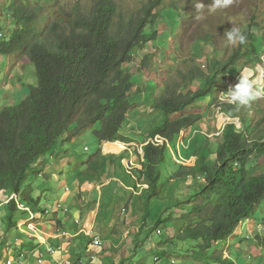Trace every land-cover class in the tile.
<instances>
[{
  "label": "trees",
  "instance_id": "obj_1",
  "mask_svg": "<svg viewBox=\"0 0 264 264\" xmlns=\"http://www.w3.org/2000/svg\"><path fill=\"white\" fill-rule=\"evenodd\" d=\"M52 5L57 11L54 17L48 3L31 0H14L7 12L0 10V55L25 56L38 79L24 100L0 110V192L9 193L8 199L17 195L26 206L20 209L15 198L6 204L7 228L0 250L6 248L10 231L18 230L15 218L21 211L35 214L43 203L40 212L46 215L50 196L45 193L52 194L54 186L46 172L49 159H39L63 154L70 156L71 163L84 162L68 179L77 188V196L69 208L57 207L68 218L75 217L71 211L77 214L76 227L82 223L79 215L85 214L82 184L92 187L87 208L99 214L103 200L98 187H104V178L114 168L123 187L117 203H124L126 210L133 203L140 207V224L128 233L132 239L131 245L126 243L128 253H151L160 260L174 259V264H238L236 249L225 257L220 248L228 247L242 222L254 218L264 204V173L253 167L255 160L264 157V125L256 130L259 122L250 128L244 111L224 104L221 110L227 117L219 122V134L214 133L212 143L199 130L205 117L185 112L203 99L215 98L236 67L263 65L253 26L243 30L246 45L235 46L226 60L209 51L206 65L199 59H182L183 69L176 68V78L148 102L151 113L158 112L152 116L133 111L143 93L137 91L126 67L133 63L135 51L146 49L138 71L147 70L152 58L148 47L157 49L156 23L170 18L171 12L179 13V0H142L137 9H125L120 0H54ZM6 22L11 25L3 34ZM202 46L199 42L195 52ZM190 86L198 88L189 90ZM131 113L141 119L152 117L140 132L142 147L133 153L130 147L138 141L124 133ZM89 129L98 142L93 156L85 159L64 149ZM189 130V137L179 145L182 132ZM106 145L119 150L106 154ZM170 150L180 162L173 172L166 170ZM94 229L93 235L83 231L84 248L70 253L74 264L85 259L89 246L102 248L93 244L95 236L100 238ZM154 237L157 249L151 252L147 247ZM24 241L36 240L24 237Z\"/></svg>",
  "mask_w": 264,
  "mask_h": 264
},
{
  "label": "rangeland",
  "instance_id": "obj_2",
  "mask_svg": "<svg viewBox=\"0 0 264 264\" xmlns=\"http://www.w3.org/2000/svg\"><path fill=\"white\" fill-rule=\"evenodd\" d=\"M31 1L35 3H48L49 14H53V17L57 14L56 8L52 5L54 0ZM120 1L123 2L125 9H137L141 6L142 0ZM12 3H14V0H0V10L7 12ZM213 3L214 0H179L178 7L182 9L179 13L177 11L171 12L169 16L170 18L164 17V19H159L156 23L159 32V38L155 42L157 49L153 46L148 47L151 50L147 52L152 55V58L148 61L147 70L142 74H140V72L138 71L139 67L142 65V60L145 57L146 49L141 50V52H138V50L135 51V59L132 64L126 67V69L130 71L131 74H133V81L137 87V91L143 93L141 99L135 102L133 111L135 109H140L138 111L140 114L151 113V108L148 102L152 98H154L159 93V91H162L164 85L167 82L176 78V68L181 66L180 61L182 59H199V61L203 65H206L207 57L209 55H213L216 58L226 60L232 54L235 46H230L228 44L225 34L234 26L240 27L242 30L253 26L252 31L259 55H261L262 51L263 65L248 67H243L240 65L236 67L235 72H232L230 75L231 80L228 85L226 86L224 82L223 89L215 98L203 99L193 108H189L185 112V114H200L205 117L199 130L207 133L210 141L212 143H215L216 136L219 134V132H217L219 131V122L221 120H226L227 117L226 114H224V112L221 110V107L224 106V104H230L226 99L219 98L220 95L226 93L230 88L234 87L238 83L240 78L239 71L243 70L244 68L256 69L258 67L259 72L261 74H264V0H234L233 5L229 8L219 9L215 11L210 10V7L213 5ZM197 4H203L204 7L197 8ZM166 5H168V3L165 4V6ZM10 25L11 23H4V28L1 33L6 34L7 29L10 27ZM199 42L203 46L199 50V53H197L195 52V49L196 45ZM207 51L211 52L212 54L209 53L208 55ZM21 59H24L27 63H29L25 56L21 55ZM29 67L31 71L27 73V80H24L27 81L28 84L36 86L38 84V79L35 71L36 69L32 64H29ZM180 69H183V66H181ZM12 78L14 80L16 76H13ZM0 80H3L2 73H0ZM261 83L264 84V80H262ZM147 86H149L148 91H146L145 89ZM197 88V86H190L189 90H197ZM6 100L10 99L7 98ZM6 100L2 96V100L0 101V110L10 109V106L7 105ZM240 109L244 111L245 117L249 116L250 120L247 119V124L250 128L254 125H257V123L259 122L261 123V125L256 127V130L264 125V99H260L255 102L251 106V108ZM132 113L129 119L130 124L126 126L124 133L125 135H129L130 137L132 136L131 138L134 141H138L137 144H132L130 147V152L133 153L137 149L142 147L141 143L143 142V138L140 136V132L142 128H145L147 126V121L152 119V117H144L141 119ZM156 113L158 112L154 111V113H151V115L154 116ZM209 124L211 125L210 129H208ZM215 132H217V135L214 134ZM189 133L190 130L184 131L183 134H181L179 139L180 145V141H182V138L189 137ZM134 134H136L137 136H134ZM77 137L78 142L76 144L64 146V149L69 151L70 154H76L77 156L86 159L90 156H93L97 152L98 142L93 135V130H86ZM104 149L106 151V154H110L118 152L119 147L115 149V147L111 145H106ZM211 149L214 153V144L211 145ZM168 156L169 167L166 170L173 172L178 165L177 163L180 162L175 159L174 155H172V150H170ZM211 158L214 159L215 155H213ZM79 162L80 161L78 160H74V164L72 165L80 168L84 162H82V164H79ZM253 164V167L256 171H258V173H264V157L255 160ZM104 179H106V184L104 187H100L103 204L100 208L99 214L94 213L93 210H89L86 205L89 203L88 199L90 197L92 187L86 184V182L81 186L82 189H84L83 193L85 194V197L82 198L83 200H85L84 204L86 206L84 205V216L82 217L79 215V218L90 227L96 225L95 228H97L98 233L102 231V228L105 229L106 232L105 235H103V232H101L100 234V239L104 244V246L102 245V248H104L103 252H105L104 254L97 255L99 261L93 264H100V261H104L106 262V264H121L122 259L124 260L126 255H129V257L128 260L122 262L125 264H174V259L160 260L156 257V255L151 253H145L143 254V256H141L140 253L139 256L136 255L137 253H128L129 249L126 243H128V245H131L130 243L132 241L131 236L128 237V233L131 229L138 227L140 224V218L137 216L140 207L139 204L136 206V204L133 203L130 207L128 206L129 208L126 210V206L124 203L122 204L118 200L119 203L118 205L116 204V200L120 197V192L123 187L122 184H120V182H118V180L114 176V168L110 169L109 175ZM68 187L70 193L72 192V197L75 198L77 188L72 184H68ZM52 192L53 194L44 192L45 196H50V201L46 208L52 210L51 214L45 216L41 214L40 211L43 207L42 203L41 209L38 210L39 212H36L34 214L27 213L26 211H21L18 216H16L15 219L18 223V230L14 228L12 231H10L6 248L2 251L0 250V258L2 257V260H4L3 262H1V260L0 264H9V262L10 264H21L18 261L22 253L37 248L38 243L40 242L39 240H44L42 239L44 238V233H50L48 229H50L51 225H56V231L61 230L60 236L69 235L65 233L70 232L68 230L63 231V226H61L60 224H49V228L46 226H42L43 218L54 220L57 215V213L54 212L58 211V198L61 191L57 190L55 187L53 188ZM62 194L63 192H61V195ZM7 196H9V193L7 194ZM2 204L3 203L0 200V241L4 238V231L7 228L6 226L8 214L6 211L7 205L3 207L4 205ZM99 204L100 201L97 203L98 207ZM69 206L70 204L65 203L66 209L69 208ZM106 206L109 207L107 210H105ZM61 212L62 211H60V213ZM74 213L75 212L71 211L72 216H74ZM61 214H63V212ZM113 214V221L109 223L108 219ZM256 214L257 215L254 218L242 222L241 226L235 231L233 236L230 237L229 242L227 243L228 247L220 248V251L223 252L225 257L231 256L229 250L236 249V259L238 261V264H264V210L261 208V206L257 208ZM27 218H32L33 220H30V222H26ZM247 235H251V239H248ZM24 237H27L28 239H30L29 237H32L36 241L33 242V244H29L27 243V241L23 242ZM155 238L156 237H154L150 242V247H147V249L151 252H155V250L157 249V245L154 240ZM18 239L22 240L21 243L17 242ZM48 247L49 246L43 247L42 253H49ZM170 249L172 250L171 247ZM70 250L69 253H76L74 248H70ZM130 252H135V250H132ZM29 255L30 253L27 254L25 258H28ZM152 255L154 257H152ZM155 258H157V260H155ZM91 261L92 259L89 262L88 260L86 262L92 263ZM175 264L180 263L177 262ZM181 264L196 263L185 262Z\"/></svg>",
  "mask_w": 264,
  "mask_h": 264
},
{
  "label": "crops",
  "instance_id": "obj_3",
  "mask_svg": "<svg viewBox=\"0 0 264 264\" xmlns=\"http://www.w3.org/2000/svg\"><path fill=\"white\" fill-rule=\"evenodd\" d=\"M30 71L31 69L29 67V63H27L24 59H21L20 54H15L12 56L0 55V73H2L3 75V80H0V101L2 100V96L3 98H5V100L8 98L10 100H6L7 105L11 106V105H14L24 100L29 93V86H30V84H28V82L25 81L24 79H26L27 73H29ZM13 76H16L14 80L12 78ZM76 139L73 140L72 142H75ZM64 157L65 156H63V154L59 155L58 158L56 157L44 158L43 157L39 159V162L47 161V159H49V162H47L48 164L46 167V172L52 175L53 186H54L53 188L56 187L57 190L63 192L62 195L60 192V195L58 198V201H59L58 206L61 205L63 206L64 209H66L65 203L70 204L71 201L74 199V197H72V192L70 193V190L68 187V184H69L68 179L71 178V176L73 175L75 166L72 165L74 163H71V161H69L68 158H64ZM105 180L106 179H104V182ZM99 190H101L100 187H99ZM7 194L8 193L6 191L0 192V200L3 203L2 205H4L3 207H5V205L7 204L6 202L9 200ZM116 204L118 205L117 201H116ZM261 208L264 210V204L261 205ZM54 213H57L56 218L54 220L43 218L42 226H46L49 228V224H60L61 226H63L62 228L63 231L68 230L70 232V233H65L69 235L60 236L61 230L57 229L59 231H56L55 230L56 225L55 226L51 225L50 229H48L50 233H44V238H42L44 240H39L40 242L38 243L37 248L23 252L22 253L23 256L22 257L20 256L21 258L18 261L19 263L21 264H59L65 259H67L68 257H71V260L74 261L72 258V255L69 253L70 248H74L75 251L78 253L80 252V250H82V248H84L83 242H82V236L85 234L83 231L89 228L90 229L92 228L91 230H93L94 225L86 228L84 221H82L81 226L76 227L73 224V220L78 219L76 213H74L75 218H68L65 213L61 214L62 212L60 213L59 210L55 211ZM113 216L114 214L108 219L109 223L113 221ZM29 220L30 219L27 218L26 222ZM76 229H79L77 230L78 232L75 231ZM94 231L97 232V228H95ZM101 232H103V235H105L106 233L105 229L103 228H102V231H100L99 233L97 232V233L100 235ZM29 238H32V237H29ZM21 241H22L21 239L17 240V242H20V243ZM45 246L55 247L56 252L54 254L42 253L43 252L42 249ZM59 247H61V249ZM94 250L97 253H91V251L93 252ZM103 250L104 248L97 250L89 246V248L87 249L88 253H86V255L83 257L85 258L83 259L85 260L84 264L97 263V261H99L97 255L101 254L100 252H102ZM29 253H30L29 257L25 258L26 255ZM57 255H58V258H57ZM91 259H92L91 261L92 263L86 262L87 260L89 262ZM3 261L4 260H2L1 262ZM100 264H106V262L100 261Z\"/></svg>",
  "mask_w": 264,
  "mask_h": 264
},
{
  "label": "clouds",
  "instance_id": "obj_4",
  "mask_svg": "<svg viewBox=\"0 0 264 264\" xmlns=\"http://www.w3.org/2000/svg\"><path fill=\"white\" fill-rule=\"evenodd\" d=\"M233 3L234 0H214L210 10L215 11L219 9H226L232 6ZM196 7L203 8L204 5L197 4ZM225 35L230 46H241L246 45L247 43V35L240 27L234 26ZM260 57L262 60V51ZM239 72L240 78L238 83L234 87L230 88L226 93L221 94L219 97L226 99L228 103L235 105L237 110L240 108H251L255 102L260 99H264V84L261 83V81L264 80V74L259 72V68H244ZM182 140H184V138H182ZM249 236L251 237V235Z\"/></svg>",
  "mask_w": 264,
  "mask_h": 264
},
{
  "label": "built area",
  "instance_id": "obj_5",
  "mask_svg": "<svg viewBox=\"0 0 264 264\" xmlns=\"http://www.w3.org/2000/svg\"><path fill=\"white\" fill-rule=\"evenodd\" d=\"M12 198H15V199L17 200V205L19 206L20 209H26V206L19 202V200H18V198H17V195H14V196L11 197L10 199H12ZM10 199H9L6 203H8V202L10 201ZM58 207L60 208V207H62V206L59 205ZM51 212H52L51 209H48V208H47V209L45 210L46 215L51 214ZM29 219H30V220H33L32 218H29ZM30 220H29V221H30ZM29 221H27V222H29ZM75 222L79 223V220L76 219ZM85 232H86L88 235H93V230H91V229H90V230H86ZM249 237H250V236L248 235V238H249ZM93 244H94V246L102 247V241H101V239H100L98 236H95V237H94ZM59 248L61 249V247H59ZM48 252L51 253V254H54V253L56 252V248H55V247H49ZM66 253H68V252H66ZM9 264H10V262H9ZM59 264H74V262L71 260V257H68L67 259H65L64 261H62V262L59 263ZM77 264H84V261H80V262L77 263Z\"/></svg>",
  "mask_w": 264,
  "mask_h": 264
}]
</instances>
